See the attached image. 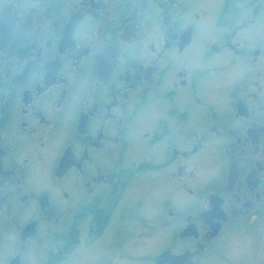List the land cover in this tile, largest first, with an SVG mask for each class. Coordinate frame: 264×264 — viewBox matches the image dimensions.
Returning <instances> with one entry per match:
<instances>
[{
  "label": "flooded vegetation",
  "instance_id": "af4514ba",
  "mask_svg": "<svg viewBox=\"0 0 264 264\" xmlns=\"http://www.w3.org/2000/svg\"><path fill=\"white\" fill-rule=\"evenodd\" d=\"M0 264H264V0H0Z\"/></svg>",
  "mask_w": 264,
  "mask_h": 264
}]
</instances>
